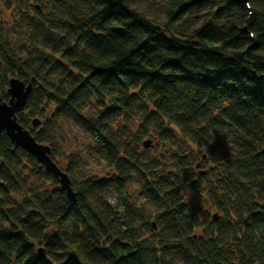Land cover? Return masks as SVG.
<instances>
[{
  "label": "trees",
  "instance_id": "trees-1",
  "mask_svg": "<svg viewBox=\"0 0 264 264\" xmlns=\"http://www.w3.org/2000/svg\"><path fill=\"white\" fill-rule=\"evenodd\" d=\"M43 1L49 11L26 22L52 62L23 60L0 39V66L23 82L48 64L60 71L58 86L30 93L24 109L53 101L55 117L87 132L115 172L71 183L74 200L41 191L24 169L35 183L55 177L2 133L0 264H264V0H170L163 28L128 0ZM135 109L204 147L210 179L195 175L188 152L162 163L118 141L111 125ZM136 176L152 212L127 195ZM181 181L205 192L216 220L184 202Z\"/></svg>",
  "mask_w": 264,
  "mask_h": 264
},
{
  "label": "rangeland",
  "instance_id": "rangeland-1",
  "mask_svg": "<svg viewBox=\"0 0 264 264\" xmlns=\"http://www.w3.org/2000/svg\"><path fill=\"white\" fill-rule=\"evenodd\" d=\"M128 2L133 11L161 28L169 19L170 0H128ZM37 5L41 7L40 10ZM48 11L49 5L46 6L43 0H0V39L6 41L12 52L23 60L32 62L45 56L50 59L47 63H51L52 58L49 57L51 54L40 45V37H37L33 29L27 28L29 24L26 22L28 19L38 17L37 14L40 15L41 13L42 15ZM191 23L193 20L182 24L188 27ZM54 57L58 58L56 55ZM50 69L52 68L48 64L45 73H41V76H29L24 79L26 80L25 83L32 82L31 94L35 90L39 93L42 86H58L63 79L62 74L60 71L52 73ZM12 76L14 75L6 72L0 66V97L4 98H1L4 101L9 99L8 80ZM5 79L7 85H4ZM34 95L36 96V93ZM34 99L31 100L32 106L29 110L24 109V107L23 110L16 113L17 121L21 120V123L18 122L32 135H40L50 139L49 142H42V144L50 147L52 160L67 173L72 186L73 183H79L85 179L109 178L114 174L113 167L107 165L87 132L72 119L55 117L56 107L53 101L43 98V101L38 104L37 97ZM86 110L89 114L98 111L94 101L86 102ZM34 121H37L36 125H33ZM166 126L168 125H164V130ZM111 128L118 141H129L130 145L137 149L144 158H161L162 163L170 164L171 160L169 159L172 154L182 151L190 153L189 155L195 159L196 163L195 175H207V178L210 179L214 165L207 155L206 149L186 141L174 126L169 127L171 130L166 131V129L164 132H160L150 117H146L144 113L135 109L129 114H123L118 121L111 125ZM144 142L148 143L147 146L144 145ZM32 173L31 167L27 166L24 169V174H31L28 181L34 183L35 188L39 187L41 191L45 189L50 191L54 187L61 188L56 178L57 184L42 180L35 183L38 177ZM141 184L142 178L134 177L127 186V195L130 201L136 204V207H142L144 211L152 212L154 207L140 191ZM203 187L204 185H202ZM179 188L184 202L190 208L198 210L199 213L207 211L211 219H217L218 214L214 208L210 207L204 191L200 194L193 193L186 181H181ZM106 197L108 203L114 204L116 197L113 192L108 193ZM196 232L200 233L201 229ZM39 247L43 251L42 255H44V245H39Z\"/></svg>",
  "mask_w": 264,
  "mask_h": 264
},
{
  "label": "water",
  "instance_id": "water-1",
  "mask_svg": "<svg viewBox=\"0 0 264 264\" xmlns=\"http://www.w3.org/2000/svg\"><path fill=\"white\" fill-rule=\"evenodd\" d=\"M32 82H23L18 77L12 76L8 80L7 92L9 99L4 101L0 97V135L4 133L14 147H20L33 155L58 181L61 189L70 200L75 199V192L67 173L61 170L52 160L50 147L38 142L35 137L24 128L16 118V113L23 110L27 98L32 91ZM37 121L33 122L36 125ZM147 142L144 145L147 146ZM39 253L42 254L41 250Z\"/></svg>",
  "mask_w": 264,
  "mask_h": 264
}]
</instances>
